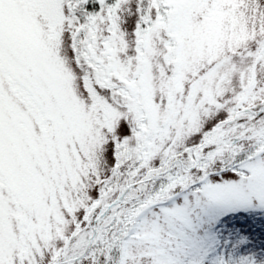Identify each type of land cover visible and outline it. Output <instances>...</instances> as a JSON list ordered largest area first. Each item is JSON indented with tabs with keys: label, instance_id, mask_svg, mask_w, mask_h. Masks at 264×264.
I'll list each match as a JSON object with an SVG mask.
<instances>
[{
	"label": "snow or ice",
	"instance_id": "6c2138e0",
	"mask_svg": "<svg viewBox=\"0 0 264 264\" xmlns=\"http://www.w3.org/2000/svg\"><path fill=\"white\" fill-rule=\"evenodd\" d=\"M0 264H264V0H0Z\"/></svg>",
	"mask_w": 264,
	"mask_h": 264
}]
</instances>
